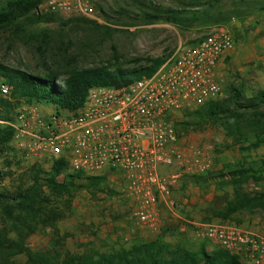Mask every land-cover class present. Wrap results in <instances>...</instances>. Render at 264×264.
<instances>
[{
	"label": "rangeland",
	"instance_id": "1",
	"mask_svg": "<svg viewBox=\"0 0 264 264\" xmlns=\"http://www.w3.org/2000/svg\"><path fill=\"white\" fill-rule=\"evenodd\" d=\"M189 1L95 0L91 18L41 15L34 9L20 18L16 26L0 30V65L37 76L50 71L66 73L70 69L102 65L126 70L144 65L149 59H166L177 47L195 44L212 28L224 26L234 37L235 48L218 69L221 91L214 101L228 98L230 87L236 88L244 97L264 89L262 0H222L223 7L227 9L240 2L249 7L246 18H235L225 25L183 31L163 22L150 25L140 22L139 17L149 3L175 8ZM119 12L126 16L119 15ZM45 17L50 20H44ZM78 19L96 21L100 27ZM2 84L6 85L0 77ZM9 97L0 99L17 107L16 99ZM185 121L192 122L183 116L181 122ZM222 123L221 120L211 121L198 131H192V128L185 131L180 125L176 127L184 148L193 147L196 153L187 154L185 161L170 169L171 173L179 176L178 184L171 198L172 206L160 211L161 221L156 232L148 231L131 218L124 182L119 175L111 174L106 177L103 191L87 187V182H82V188L75 194L65 218L53 228L38 226L27 240L28 247L63 257L64 254L112 252L128 248L136 241L162 237L168 243L190 249L200 243H207L210 251L217 248L198 236L196 225L221 221L213 212L222 210L232 199L233 186L228 179L223 182L217 178L219 172L225 174L237 168L264 171V146L241 151V147L249 145L250 137L227 135ZM9 158L8 153L0 157V193L12 192L27 180L24 171L30 165L17 159L8 163ZM243 189L252 195L261 192L264 181L249 179ZM44 191L49 198L50 188ZM57 206L62 210L67 207L65 203ZM223 222L264 232V211L244 210ZM17 260L23 261L24 257L19 256Z\"/></svg>",
	"mask_w": 264,
	"mask_h": 264
},
{
	"label": "built area",
	"instance_id": "2",
	"mask_svg": "<svg viewBox=\"0 0 264 264\" xmlns=\"http://www.w3.org/2000/svg\"><path fill=\"white\" fill-rule=\"evenodd\" d=\"M95 0H43L41 15L94 16ZM235 43L224 26L195 44L179 46L150 77L121 87H93L76 111L24 103L12 120L10 146L23 163L48 171L63 161L83 177L117 174L124 182L130 216L156 232L160 211L172 206L179 176L171 173L193 147L184 148L176 124L184 114L214 101L221 91L218 69ZM10 95L0 85V97ZM197 234L244 264H264V232L222 221L197 224Z\"/></svg>",
	"mask_w": 264,
	"mask_h": 264
},
{
	"label": "trees",
	"instance_id": "3",
	"mask_svg": "<svg viewBox=\"0 0 264 264\" xmlns=\"http://www.w3.org/2000/svg\"><path fill=\"white\" fill-rule=\"evenodd\" d=\"M42 1H0V30L16 26L20 18L36 9ZM262 3L264 6V0ZM98 8L101 10L99 6ZM248 9L241 2L229 9L224 8L222 0H190L175 8L149 3L139 18L143 25L163 22L183 31H191L225 25L235 18L244 19L248 15ZM119 15L126 16L124 12H119ZM43 19L50 20L49 17ZM78 20H85L96 28L100 27L93 20ZM165 60L149 59L144 65L126 70L118 66L102 65L70 69L66 73L50 71L43 76L0 65V77L11 88L9 96L16 99L18 106L22 103H36L73 112L82 106L89 89L118 88L142 77H150ZM17 107H13L10 101L0 99V121L12 120ZM184 116L189 117L192 122H179L175 128L180 125L184 126L185 131L190 128L198 131L211 121L221 120L227 135L250 137L249 145L241 147V151L264 146V89L257 90L250 97H244L236 88L230 87L228 98L210 101L196 110L186 112ZM12 133L11 128L0 124V157L8 153V163L13 159L22 162L10 146ZM24 173L26 182H21L12 192L0 193V264H244L237 256L224 249L217 247L207 251V243H200L190 249L168 243L162 237L136 241L128 248L96 254H64L61 257L33 251L28 247L27 240L36 228L40 225L53 228L64 219L75 194L82 188V182H87V187L103 191L106 176L83 177L80 174H71L67 172L63 161L54 163L48 171L33 164ZM61 175L63 177L59 180ZM218 175L217 178L221 181L228 179L232 184L233 196L222 210L213 212L216 218L223 222L231 220L234 215L244 210L264 211V190L252 195L243 189L249 179L264 181V171L237 168L225 174L219 172ZM47 187L51 191L49 198L44 191ZM56 203H65L67 207L65 210L59 209ZM19 256H23L24 260H17Z\"/></svg>",
	"mask_w": 264,
	"mask_h": 264
},
{
	"label": "crops",
	"instance_id": "4",
	"mask_svg": "<svg viewBox=\"0 0 264 264\" xmlns=\"http://www.w3.org/2000/svg\"><path fill=\"white\" fill-rule=\"evenodd\" d=\"M210 245H213V244L210 243ZM207 251H210V249L208 247H207Z\"/></svg>",
	"mask_w": 264,
	"mask_h": 264
}]
</instances>
